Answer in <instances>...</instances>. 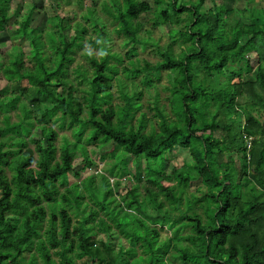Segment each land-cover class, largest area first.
I'll use <instances>...</instances> for the list:
<instances>
[{"label":"trees","instance_id":"1","mask_svg":"<svg viewBox=\"0 0 264 264\" xmlns=\"http://www.w3.org/2000/svg\"><path fill=\"white\" fill-rule=\"evenodd\" d=\"M205 1L102 2L117 31L133 44H146V38L139 37L142 23L138 19L152 10L157 25H178L171 29L172 36L189 42L179 54L168 44L156 64L146 60L134 67L132 61V68H123L126 78L143 73L146 87L155 86L151 76L155 71L173 73L177 94L172 100L184 113L177 112L178 119H171L161 110L159 131L150 133L145 132V113L138 118V127L132 123L141 108L138 101L140 106L121 94L122 117L112 99L98 103L101 95L106 96L103 93L111 97L122 57L115 54L112 61L108 51L99 58L87 53L91 73L87 68L76 69L78 84L87 81L85 94L78 96L69 66L83 45L87 27L77 24L68 36L69 24L57 16L56 29L48 32L50 57L41 29L30 27L33 9L21 16L18 33L29 40L30 65L20 53L0 70L14 83L15 92L44 96L53 105L36 121L40 139L31 133L35 122L26 105L22 119L11 123L7 115L0 125V264H79L80 260L86 264H264V113L259 117L250 113L243 121L239 106L244 95L260 103L264 112V6L248 7V21H240L233 15V0H210L212 7L206 10L202 9ZM11 3L0 0V33L9 27ZM94 15V8H89L86 20L103 33L104 24ZM102 33L94 45L104 51L107 36L101 39ZM242 36L247 37L244 43ZM53 37H60V42ZM251 53L257 55L255 64ZM220 76L225 81L214 87ZM15 92L12 98L0 94V111L17 108L22 96ZM33 102L39 103L38 98ZM53 117L62 122L68 118L76 136L75 142H64L59 156V133L50 124ZM87 127L84 144L81 134ZM30 135L34 147L29 146L26 136ZM98 141L103 153L110 142L114 150L123 146L137 160L145 158L143 198L139 186H131L119 199L103 174L101 188L95 187L90 176L82 186L73 183L61 190L75 167L76 150L86 151L88 144ZM175 146L188 149L192 161L182 167L171 164L166 150ZM232 153L241 159L238 167ZM83 155L84 168L92 166L87 152ZM132 171L135 179L143 178L140 170ZM194 180L201 183L199 193L186 197L182 210L183 195ZM86 192L95 206L86 201ZM199 203L205 206L203 213L195 208ZM157 224L167 225L171 235L162 238ZM118 237L123 242L116 249Z\"/></svg>","mask_w":264,"mask_h":264},{"label":"rangeland","instance_id":"2","mask_svg":"<svg viewBox=\"0 0 264 264\" xmlns=\"http://www.w3.org/2000/svg\"><path fill=\"white\" fill-rule=\"evenodd\" d=\"M146 1L153 3L155 0ZM233 1L235 11L233 15H235V18L240 21H248V7L260 8L262 5L264 6V0ZM102 2L103 0H83L82 2H79L78 0H12L11 7L9 9V27L7 30L0 33V69H2L5 65L10 64L11 60H14L15 57L18 56L20 53H22L26 65H30L29 40H27L26 36L24 37L19 34L18 30L20 25L19 21H21L22 19L21 16L29 13L31 9H33V18L30 22V27H37L41 29L44 35L43 40L45 41V51L48 55H51L50 57H53V51L50 48L51 42L49 41L50 38H48V32H53L52 30L56 29L54 27V25H56L55 18L57 16H60L66 19L65 24H69L70 26V28L65 32L68 36L72 34L75 25L82 24L87 27V32L85 33L83 45L76 52L75 61L69 66L70 77L74 81L75 85L78 86L76 94L78 96L84 95V88L87 86V81L78 84L76 69L87 68L88 74L91 73L92 67L90 66V61L87 58V53H93L94 56L99 58L102 55L106 54L108 51L112 57V61H116L115 54H117L118 56L122 57V61L118 64V78L113 81L111 94L112 98L107 92L103 93V95L105 94L106 96L103 97L101 95V98L99 99L98 103L108 104V102L112 99V103L116 106H119L125 103V100L121 94H123L125 98L130 97L134 103H137L136 101H138L141 104V108L137 109L134 114L135 116L132 119V123L138 127V118L141 116V113H145L147 119L145 132L150 133L153 130L159 131V126L162 123L160 119L161 110H164L167 116L171 119H174L178 116L177 112L181 114L184 113V110L181 107H177L178 103H174L172 100L173 98H175L174 94H177L174 93L175 81L173 78V73L169 70H161V72L155 71L151 75L155 81V86L146 87L144 86L145 84L142 82L143 73L139 74L137 77L130 76L129 78H126L128 76L123 71V68H132V61L134 63V67L137 66L139 62L140 65H143L144 61L146 60L151 64H156L162 60V56L160 55V51L162 50V48L172 43L174 53L179 54L182 51L183 47L189 44V42L184 44L183 41L179 38V36H172L174 31L171 34V29H178V25L172 26L169 23L157 25L154 21L155 12L152 10L146 13H142L138 19L139 22L142 23V27L139 32V37L146 38V44L144 45L141 42L133 44L124 36V34L119 33L117 31V23L105 13L102 8ZM215 2L220 3L221 0H215ZM17 7L18 9L16 10ZM91 7L94 8V16L99 18V23L104 24L103 33L100 30H97L98 28L94 27L95 23H93V21L86 20L88 10ZM209 7H212V2L210 0H206L205 4L202 6V9L206 10ZM232 17L233 16H231V19ZM101 33V39L104 35L107 36V39L102 43L103 45H106V47H104V51L101 49V47H97L94 45L95 40H100ZM53 38L55 39L56 43L60 42L61 40L60 37L59 39L55 37ZM246 38V36H242L240 38L241 43H244ZM133 45L136 47V49L134 50H132ZM250 55L251 60L253 62L252 64H255L257 55L255 53H251ZM227 73L229 74L228 71ZM222 81H225V78L220 76V78H218L216 82L214 81L212 85L214 87L222 86ZM16 91L17 92L14 91V83L9 82L0 70V94L2 96L12 98L15 96V92L21 94L22 96L17 108L11 109L8 112L4 110L0 111V125L5 124V119L7 115H9L11 123L17 122L22 119L23 105H26L27 107H30L32 109L31 120L35 122L31 133L36 134L35 139H40L41 132L36 121L38 118H41L43 113H45L53 104L50 103L44 96H38L37 94H32V92L25 93L24 91L19 89ZM140 93L141 97H139ZM36 98H38L39 101V103L37 104L33 102ZM136 98H138V100ZM239 101L241 111L240 116L242 117L243 121L245 118L248 117L250 113L257 117H259L260 114L261 116H263L262 113L264 112L262 111V106L260 103H256L255 99H251L250 97L243 95L239 97ZM139 103H137V106H140ZM212 110H215V108ZM117 112L119 117L123 116L124 111L122 106H119L117 108ZM212 112L214 113V111ZM58 119L57 117H53L50 124L53 125L59 133V138L57 141L59 156L64 142L68 140L71 144L75 142L76 136L74 133V128H70L68 126V118H66L63 122L62 120ZM89 128H85L84 132L81 134V143L87 144V136L89 135L90 131ZM217 135H220V133L217 132ZM26 137L29 141V146L34 147V143L29 140L31 135ZM7 142L10 143V141L8 140ZM98 145H102V141H98L97 144H88L85 148L86 151L82 149L76 150L77 159L74 164L75 167L72 169L71 172H69L67 181L61 184V190H65L66 187L73 183H78L80 186H82V182L88 179V177L90 176H94L95 187L101 188L103 184L101 175L103 174L109 179L111 186L114 187V194L118 195L119 199L121 195L126 194L128 187L131 186H139L141 198H143L144 195H146V178L144 177L145 174H143L147 163L145 158L137 160V158H134L133 156H130L129 154L124 152L123 146L119 147L121 150H119L118 147L116 150H114L110 142L105 147L107 151L103 153V150L100 151L99 149H103L104 147L98 148ZM84 152H87L88 157L94 163L88 168H84ZM100 153L103 154L101 155ZM165 156L169 158L168 161H170L171 164L176 163L180 167L185 165V162L192 161V156L189 150L185 148H178V146H175L174 149L172 148L168 151L166 150ZM232 157H235V160L237 162L236 166L238 167L241 161L240 157H238L237 154L234 153H232ZM225 158L229 160L228 155H226ZM160 162L161 159L156 162L152 161L151 163ZM133 169H136V172L140 170L143 174V178L135 179L132 174ZM128 172H130L131 174H128ZM117 181L119 182V185L117 184ZM169 183L175 184V180H171L169 181ZM200 185L201 183L196 180L191 181L190 186L187 188L186 193L183 195L185 199L180 207L182 210L186 209V197H190L192 193H199L197 191V187ZM85 195L86 201H88L90 205H92L93 201L90 200L89 193L86 192ZM93 205L95 206V204ZM165 205L167 208L169 207L167 201H165ZM148 207L151 208L152 206ZM195 208L198 209L200 213H203L205 206L204 204L199 203L195 205ZM101 214L103 215V212H101ZM177 215L178 210H174L173 217H177ZM156 226L160 230V236L162 238L171 235L172 230H170L167 225L163 226L162 228L158 224ZM187 230L188 229H183L182 232H186ZM122 242L123 238L118 237L115 242V248L118 249L120 247V243ZM138 252H141L140 247H138ZM86 263L87 261L83 262L81 260L79 262V264ZM121 264L128 263L123 262Z\"/></svg>","mask_w":264,"mask_h":264},{"label":"built area","instance_id":"3","mask_svg":"<svg viewBox=\"0 0 264 264\" xmlns=\"http://www.w3.org/2000/svg\"><path fill=\"white\" fill-rule=\"evenodd\" d=\"M245 137V139H248V140H250V137H247V136H244ZM250 145V144H249Z\"/></svg>","mask_w":264,"mask_h":264}]
</instances>
